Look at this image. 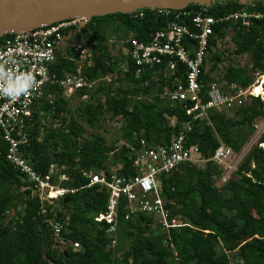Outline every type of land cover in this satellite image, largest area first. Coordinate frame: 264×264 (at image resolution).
<instances>
[{"label": "trees", "instance_id": "trees-1", "mask_svg": "<svg viewBox=\"0 0 264 264\" xmlns=\"http://www.w3.org/2000/svg\"><path fill=\"white\" fill-rule=\"evenodd\" d=\"M252 3L249 6L237 0H219L207 10L214 16L243 7L264 11L263 1ZM200 7L190 3L184 9ZM167 20L155 9L142 8L130 13L93 16L87 21L82 36L83 33L89 36L91 56L83 60L82 75L87 80L101 81L107 75L115 77L89 92L88 98L75 108L77 117L70 116L68 122L58 120L61 113L69 111L58 81L76 71L79 51L66 48L51 63L50 75L55 81L47 84L45 97L33 105L26 118L27 139L20 150L38 173H48L51 165L62 168L70 175L72 185L79 188L67 196L68 201L65 198L58 201L61 210L48 206L46 214L39 212L40 203L31 194L30 182L6 158L7 144L0 133V264H264V149L258 145L264 142V131L237 164L234 175L220 188L215 185V177L220 176L222 169L212 160L203 167L184 163L161 175L166 206L172 216L184 223L170 227L169 235L154 223L152 216L137 213L124 218L123 199L117 207L114 232H106L110 223L105 218L100 221L94 218L106 213L107 192L96 184L86 186L88 178L83 172L101 169L110 172L106 166L109 152L119 164L115 168L117 173L136 171L125 143L109 144L98 132L85 138L82 125L94 127L108 113L110 117L122 118L119 134L126 143L135 144L143 138L148 144H164L178 131L180 123L191 119L179 104H170L159 96L172 79L183 80L184 65L178 64L181 70L167 78L163 77L161 67L153 79L152 71L135 76L134 66L127 59V70L123 73L118 56L110 54L103 39L110 32L123 39L125 45L129 34L146 42L156 30L165 27ZM227 30L234 44L231 53L249 54L250 69L231 63L223 47L218 46ZM8 35L6 32L0 36V43ZM208 52L209 71L227 60L222 77L229 83L246 86L253 79L250 71H264V19H250L248 26L233 20L217 24ZM203 79L212 78L205 75ZM145 80L147 84H143ZM112 85L116 87L113 89ZM76 91L80 96L88 93L84 88ZM136 96L151 99L144 101ZM263 115L264 100L257 96L251 103L238 107L232 116L212 111L208 120L192 121L185 143L196 144L204 157L213 155L221 142L238 153L252 134V120ZM173 118L176 123L170 125ZM10 211L12 216H8ZM65 216L68 219L60 232L62 240L56 241L47 219L62 221ZM66 242L77 243V247L66 248ZM217 244L222 247L220 253L216 251Z\"/></svg>", "mask_w": 264, "mask_h": 264}, {"label": "built area", "instance_id": "built-area-1", "mask_svg": "<svg viewBox=\"0 0 264 264\" xmlns=\"http://www.w3.org/2000/svg\"><path fill=\"white\" fill-rule=\"evenodd\" d=\"M251 4L253 3L249 6ZM207 7L201 5L196 10L156 8L157 14L168 17L163 29L156 30L146 42L129 34L127 45L123 39H119L120 44L110 52L114 56L124 54L126 58L120 62L121 72L127 70L129 59L137 77L152 71V78L156 79L157 72L162 67V75L167 78L181 70L178 64L184 65L183 80L172 79L159 96L170 104H179L187 115H191V119L180 123V128L168 143L148 144L143 138L137 139L135 144L125 143L130 150L135 174L106 172L102 169L83 172L88 178L86 186L96 184L107 192L106 213L94 217L98 221L105 218L110 223L107 233L115 231L117 207L123 199L126 207L124 218L137 213L152 216L154 223L169 235L170 227L184 223L172 216L166 206L168 200L163 195L161 175L178 169L184 163L204 164L212 160L228 167L227 172L218 179V182L224 183L235 169V165L226 164L232 153L230 146L221 142L213 155L204 157L196 144L186 145V133L190 131L194 119L208 120L212 111L235 112L238 107L251 103L258 93L264 99V71H250L253 79L243 87L229 83L223 77L219 78L215 69L209 71L207 63V57L210 56L208 43L214 26L228 20L240 21L242 25L248 26L250 19H264V11L243 7L226 15L214 16L208 13ZM182 18L186 19L184 23L178 22ZM82 20L81 17L67 18L24 31H9L4 42L0 43L1 138L7 144V160L30 182L31 194L39 201L41 214L47 213L48 206L61 210L58 208V201L74 194L79 188L72 185L70 175L62 168L51 165L49 172L43 175L34 170L23 157L20 146L27 139L25 120L31 114L33 105L40 102L43 95L45 97L47 84L55 81L50 75L55 47L66 33L76 32L75 29L82 24ZM229 34L227 31L223 39H219V47L223 46L226 39L230 41ZM82 39L70 46L73 51H79L76 71L66 74L58 81L65 95L83 88L89 90L96 82V78L87 80L82 75L83 60L91 56V48L86 44L88 41ZM108 50L110 51L109 46ZM113 75L105 76L103 80L109 81ZM205 75L212 79L204 80ZM147 83L148 80L143 81V84ZM256 86H259V92L255 91ZM81 96L86 98L87 94ZM145 98L150 100L149 96ZM169 123L174 125L176 119H171ZM260 145L264 148V143ZM63 180L69 181V185H61ZM67 219L68 216L62 218V221L53 217L47 219L56 241L61 242L60 232L67 224Z\"/></svg>", "mask_w": 264, "mask_h": 264}, {"label": "water", "instance_id": "water-1", "mask_svg": "<svg viewBox=\"0 0 264 264\" xmlns=\"http://www.w3.org/2000/svg\"><path fill=\"white\" fill-rule=\"evenodd\" d=\"M215 0H0V36L9 31H24L58 20L81 17L79 31L93 16L115 12L130 13L142 8L182 9L190 3L210 6ZM248 4L258 0H237ZM264 2V0H261ZM77 29V30H78ZM72 32L55 47V59L63 53ZM88 46V42H86ZM63 180L61 185H69ZM64 201H68L66 197Z\"/></svg>", "mask_w": 264, "mask_h": 264}, {"label": "rangeland", "instance_id": "rangeland-1", "mask_svg": "<svg viewBox=\"0 0 264 264\" xmlns=\"http://www.w3.org/2000/svg\"><path fill=\"white\" fill-rule=\"evenodd\" d=\"M248 4H250V3H248ZM103 39L106 42L107 47L109 46L110 51H114L116 46L120 44L119 37L117 35H115V34H110V32L107 33L106 35H104ZM222 47H223V50L225 52V55L228 57V59H229V61L231 63H234L236 65H240L244 69H250L251 68L250 64H249L250 63L249 54L243 53V54H240V55H235V54L231 53V51L234 49V44H233V42L231 40L228 41L226 39ZM120 57L124 58L125 55L121 53ZM227 62L228 61L225 60V61L219 63L216 66L215 74L219 78H222V73H223V71H224V69H225V67L227 65ZM118 66L120 68V71H122V66H120V65H118ZM112 77H115V75H113ZM97 82H98V80H97ZM103 82L104 81H102V83ZM257 87H259V86H257ZM149 98L151 99L150 96H149ZM69 99L70 100H68V107H69L70 110L68 112H66V113H61L60 117L58 118L59 121L64 120V122L65 121L68 122V118L70 116H76L77 117V113L75 111V108L78 107L79 104H81V102L84 101V100H81V99L77 98V96H74V97L69 98ZM144 100L147 101L148 99L144 98ZM225 113L228 116H232L234 114V112H225ZM47 118L50 119V116H48ZM122 122H123L122 118H120L118 116L110 117V115L108 113H104V115L101 118L100 122L97 125H95L94 127H88L85 124L82 125L84 127V129H85L83 137L87 138V137H89L90 134L98 132V133H101L106 138L107 143L110 144L111 142H115V144L117 146H119L122 143H126V140L123 139L122 137H120V134H119ZM252 122H253V127L254 128L252 130V134L250 135L248 142L242 147L240 152H238V153L232 152L230 154V156L226 160V164L227 165H229V166L230 165H236L238 163L239 159L240 158L242 159V157L249 150L251 145L256 141V139L259 137V135L264 131V115L254 118L252 120ZM54 123H56V122H54ZM111 155H112V153L109 152V156L110 157L106 160V166L108 168H110L111 171H116L115 168H117L119 164H118V162H116L112 158ZM204 164L197 163V166L203 167ZM217 166H218V168L220 167V169H222V172H220L221 174H219V175L225 174L227 172V170H228V167H226V166L225 167H221V165H219V164H217ZM233 175H234V173H232V176ZM218 178H219V176L215 177V185L220 188L222 183L218 182ZM58 208H61V206H58ZM12 214H13V211H10L8 213V216H12ZM68 246L72 247L73 245H71L70 243L66 242L65 243V247L67 248ZM76 247H77V245L73 246V248H76ZM216 251L219 252V253L223 251L220 244L216 245Z\"/></svg>", "mask_w": 264, "mask_h": 264}, {"label": "crops", "instance_id": "crops-1", "mask_svg": "<svg viewBox=\"0 0 264 264\" xmlns=\"http://www.w3.org/2000/svg\"><path fill=\"white\" fill-rule=\"evenodd\" d=\"M111 52V51H110ZM111 54V53H110ZM112 55V54H111ZM113 57H115L114 55H112ZM118 58H119V62H118V65H120L121 66V64H120V62L122 61V60H124L126 57H124V58H121L120 56H118ZM97 80H98V82H97ZM104 82L102 83V81H100L99 79H96V82H95V84H93V87L91 88V89H89V90H87L88 91V93H87V97L86 98H88V95H89V92H91V91H94V90H97V88L99 87V85H101V84H108V82L109 81H106V80H103ZM116 87V85H112V88L114 89ZM64 94V93H63ZM99 97L100 96H102V93H100V94H97ZM74 96H77V98H79V99H81V100H85L86 98H83L82 96H80V95H78L77 94V91H75L73 94H71V95H65L64 94V97H65V99H66V101H67V103H68V100H70L69 98H72V97H74ZM79 96V97H78ZM146 96H136V98L137 99H143L144 100V98H145ZM92 100V99H91ZM93 102H94V99L92 100ZM145 101V100H144ZM39 103V102H38ZM82 103V102H81ZM80 105V104H79ZM67 108L69 109V107L67 106ZM70 110V109H69Z\"/></svg>", "mask_w": 264, "mask_h": 264}, {"label": "flooded vegetation", "instance_id": "flooded-vegetation-1", "mask_svg": "<svg viewBox=\"0 0 264 264\" xmlns=\"http://www.w3.org/2000/svg\"><path fill=\"white\" fill-rule=\"evenodd\" d=\"M215 1H219V0H215ZM77 29L78 28L75 29L76 32H74L69 38L67 48H69L74 42L80 41V38H83L82 40H84L85 42L89 40V36L85 35L84 33L82 36V31L84 28H82L81 32L79 31L80 29L78 30Z\"/></svg>", "mask_w": 264, "mask_h": 264}, {"label": "clouds", "instance_id": "clouds-1", "mask_svg": "<svg viewBox=\"0 0 264 264\" xmlns=\"http://www.w3.org/2000/svg\"><path fill=\"white\" fill-rule=\"evenodd\" d=\"M250 64V63H249ZM262 88H263V90H264V84H262ZM256 97V96H255ZM257 97H259L260 98V93H258V95H257ZM261 99V98H260ZM261 100H264V99H261ZM260 143H264V142H259L258 143V145L260 146V147H262V145H260ZM264 149V148H263ZM241 159V158H240ZM240 159H239V161H238V163L240 162ZM216 163V162H215ZM237 163V164H238ZM217 164V163H216ZM237 164L235 165V169H236V166H237ZM219 165H221V164H219ZM253 166V165H252ZM221 167H223L222 165H221ZM235 169H234V171H235ZM234 171L232 172V173H234ZM232 173L230 174V176L232 175ZM249 175V174H248ZM230 176H229V178H230ZM228 178V179H229ZM219 179V178H218ZM66 198V197H65ZM71 245H76V244H71Z\"/></svg>", "mask_w": 264, "mask_h": 264}, {"label": "bare ground", "instance_id": "bare-ground-1", "mask_svg": "<svg viewBox=\"0 0 264 264\" xmlns=\"http://www.w3.org/2000/svg\"><path fill=\"white\" fill-rule=\"evenodd\" d=\"M255 89H256L255 91H257V92H259V90H260V88L257 86L255 87Z\"/></svg>", "mask_w": 264, "mask_h": 264}]
</instances>
